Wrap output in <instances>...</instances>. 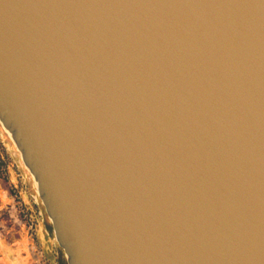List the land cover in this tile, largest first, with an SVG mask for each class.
I'll return each instance as SVG.
<instances>
[{"label": "water", "instance_id": "water-1", "mask_svg": "<svg viewBox=\"0 0 264 264\" xmlns=\"http://www.w3.org/2000/svg\"><path fill=\"white\" fill-rule=\"evenodd\" d=\"M0 122L67 264H264V0H0Z\"/></svg>", "mask_w": 264, "mask_h": 264}, {"label": "rangeland", "instance_id": "rangeland-1", "mask_svg": "<svg viewBox=\"0 0 264 264\" xmlns=\"http://www.w3.org/2000/svg\"><path fill=\"white\" fill-rule=\"evenodd\" d=\"M37 193L34 178L24 165L12 137L0 125V195L10 204L13 234L23 233L27 237L29 256L37 264H67L41 199L39 207L33 203L32 196Z\"/></svg>", "mask_w": 264, "mask_h": 264}, {"label": "crops", "instance_id": "crops-1", "mask_svg": "<svg viewBox=\"0 0 264 264\" xmlns=\"http://www.w3.org/2000/svg\"><path fill=\"white\" fill-rule=\"evenodd\" d=\"M10 215L9 201L0 195V264H37L29 256L27 237L23 233L13 234Z\"/></svg>", "mask_w": 264, "mask_h": 264}, {"label": "built area", "instance_id": "built-area-1", "mask_svg": "<svg viewBox=\"0 0 264 264\" xmlns=\"http://www.w3.org/2000/svg\"><path fill=\"white\" fill-rule=\"evenodd\" d=\"M0 125L2 126L1 122H0ZM3 127V126H2ZM4 128V127H3ZM5 129V128H4ZM33 198V203L35 206L39 207L40 206V196L38 195L37 193V196H32ZM32 230L34 229L33 228V225L31 226Z\"/></svg>", "mask_w": 264, "mask_h": 264}, {"label": "bare ground", "instance_id": "bare-ground-1", "mask_svg": "<svg viewBox=\"0 0 264 264\" xmlns=\"http://www.w3.org/2000/svg\"><path fill=\"white\" fill-rule=\"evenodd\" d=\"M2 124V123H1ZM2 126H3V124H2ZM4 127V126H3ZM6 130V129H5ZM7 131V130H6ZM8 132V131H7ZM10 134V133H9ZM10 136H11V134H10ZM12 137V136H11ZM33 176V175H32ZM33 178H34V182H35V184H36V187H37V189H38V184H37V182H36V179H35V177L33 176ZM37 192H38V190H37ZM38 195H39V193H38Z\"/></svg>", "mask_w": 264, "mask_h": 264}]
</instances>
